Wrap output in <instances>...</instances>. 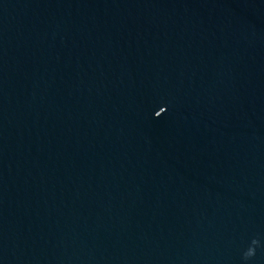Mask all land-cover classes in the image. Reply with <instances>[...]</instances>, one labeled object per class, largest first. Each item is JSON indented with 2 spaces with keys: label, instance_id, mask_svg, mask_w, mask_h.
I'll return each instance as SVG.
<instances>
[{
  "label": "water",
  "instance_id": "water-1",
  "mask_svg": "<svg viewBox=\"0 0 264 264\" xmlns=\"http://www.w3.org/2000/svg\"><path fill=\"white\" fill-rule=\"evenodd\" d=\"M0 264H264V0H0Z\"/></svg>",
  "mask_w": 264,
  "mask_h": 264
},
{
  "label": "clouds",
  "instance_id": "clouds-1",
  "mask_svg": "<svg viewBox=\"0 0 264 264\" xmlns=\"http://www.w3.org/2000/svg\"><path fill=\"white\" fill-rule=\"evenodd\" d=\"M250 255V254H249Z\"/></svg>",
  "mask_w": 264,
  "mask_h": 264
}]
</instances>
